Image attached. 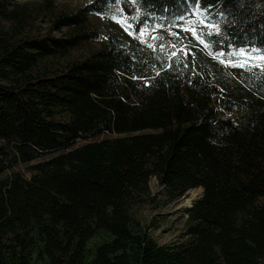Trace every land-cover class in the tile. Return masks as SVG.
Masks as SVG:
<instances>
[{
  "label": "trees",
  "instance_id": "1",
  "mask_svg": "<svg viewBox=\"0 0 264 264\" xmlns=\"http://www.w3.org/2000/svg\"><path fill=\"white\" fill-rule=\"evenodd\" d=\"M121 1L93 0L83 15L79 8L60 16L69 19L66 40L11 41L29 22L24 15L0 24V142L24 161L41 160L28 177L0 179V264L24 251L16 222L47 234L44 250L54 260L62 246L71 249L70 264H86L96 227L112 239L93 264H264V0H123L117 17L135 38L153 35L157 56L119 38L116 27L100 32L88 17H113ZM198 4L209 24L176 34L187 7ZM7 5L0 0V12ZM91 40L104 42L75 58ZM62 57L65 73L34 72ZM59 108L74 118L51 120ZM1 155L8 159H0V174L14 157L2 145ZM153 177L170 199L203 189L186 210L181 243L160 245L133 216L151 198ZM49 206L59 226L42 220ZM10 233L19 248L8 244Z\"/></svg>",
  "mask_w": 264,
  "mask_h": 264
},
{
  "label": "rangeland",
  "instance_id": "2",
  "mask_svg": "<svg viewBox=\"0 0 264 264\" xmlns=\"http://www.w3.org/2000/svg\"><path fill=\"white\" fill-rule=\"evenodd\" d=\"M32 2V3H30ZM93 0H4V3L8 6L7 10H2L0 12V24H3L5 27H9L14 19H9L10 16H19L24 15L20 18L26 19L29 22L20 23L18 27H15L12 31L14 33V37H11V41H14L17 38H20L22 35H28L32 39L36 38H51L57 40H66L70 36V29L65 27L69 19L62 18L58 20V18L62 15L69 14L71 12H75L80 8L81 14H85V6L92 3ZM28 3V4H27ZM126 7V3L122 0L119 3L118 9L119 13H114L113 17L108 16L107 14H99L97 12H93L97 15H88L90 17L91 22L98 26L100 32H105L110 27H116L119 31L118 37L122 39H129L130 43L134 46H141V48L145 51L147 50H155L157 46L152 42L153 35H149L151 39L148 41V38H144L138 35V37H134L132 32L126 28V20L124 18L117 17L119 14H122ZM15 8V9H14ZM19 12V13H18ZM129 15V13H125ZM11 17V18H12ZM58 20V21H57ZM124 21L121 23L120 21ZM203 21V23H202ZM16 22V21H14ZM70 23V22H69ZM204 24H209L207 19L202 15L201 12V4L195 8V10H191L187 7V16H185V20L178 25L176 34H182L184 29H188V32H193L194 27L203 26ZM132 28V26H131ZM129 31H128V30ZM155 30V29H154ZM174 33V34H175ZM175 34V35H176ZM16 37V38H15ZM140 37V38H139ZM49 39L50 45L54 46L53 42ZM104 42V41H103ZM100 41H85L78 47V49L74 52L75 58L82 59L88 56L94 49L99 48L101 46ZM155 48V49H153ZM121 49V48H120ZM129 51V50H127ZM151 54L157 56L161 53L159 51H154ZM123 52V51H122ZM123 54V53H122ZM69 58H54L50 59L47 65L44 67H40L44 60L39 63L34 69V72L41 71L44 74H54L58 72L65 73L67 69L68 62L66 61ZM144 60V59H142ZM141 59L132 58V63L142 64ZM145 62V60H144ZM59 73V74H62ZM1 82H5L1 80ZM132 86V85H131ZM128 87V86H127ZM49 90V89H48ZM51 91L54 90L51 88ZM150 107V106H149ZM152 107V106H151ZM150 107V108H151ZM152 109V108H151ZM220 111L226 117H234L233 114L225 112L222 108ZM55 116L50 117L51 120L57 121H69L74 118V115L67 114L63 109H55ZM49 118V117H48ZM49 118V119H50ZM145 132H156L154 129H148ZM109 136H116V134H109ZM8 144V142H7ZM0 145L5 149L9 150L12 156V159L6 162V169L0 174V179L3 176H9L14 172H18L24 176H30L33 172H35V165L39 163L41 160L32 159L24 161L21 158L22 154L19 153L18 150L7 145H3L0 142ZM74 146H78V143L69 144L65 148L63 147L61 150L68 151ZM7 153V152H5ZM57 152H53L48 154V156H52ZM21 154V155H20ZM8 159L7 157L0 156V159ZM151 198L143 203L137 204L133 208V216L136 221H138L143 229H145L160 245L163 244H171V243H181L185 241L188 236L186 235L189 215L186 210L187 207H183V205L191 199H194L191 204H194L197 200H199L203 196V189L195 188V190H189L185 196L179 199H170L166 194L165 189L160 185L158 179L156 177L151 178L149 183ZM200 188V187H199ZM44 203V202H42ZM44 210H47V214L42 215V220L47 219L48 222H51L52 218H54L56 223L60 220V215L58 212L49 207H42ZM53 212V213H51ZM61 221V220H60ZM59 226V223H56ZM20 224L17 222L14 225V228H17V233L19 234L20 242L24 247V251L19 254V256L14 257L12 260V264H70V254L71 249L67 246H62V251L64 254L60 257V259L54 260L48 251H45L44 248L47 246L48 235L41 233L39 228L30 230L31 232L25 233L24 230H20ZM40 231V232H39ZM41 233V234H40ZM93 236L89 239L87 243V262L86 264H93L98 249L105 243L111 241L112 237L110 234L101 227H96L93 232ZM9 234L8 244L16 245L17 242L12 240L11 235ZM43 237V240H38V237ZM8 237V236H7ZM26 237V238H25ZM32 237L37 240L38 245L29 244L28 240ZM53 239L55 237L52 235ZM26 240V241H25ZM61 240V238H60ZM56 242L61 243L59 240ZM66 245V244H64ZM11 248V245H7ZM60 248V247H59ZM21 249V248H20ZM18 249V250H20ZM53 253V249L50 250ZM17 252L16 250H12L11 253ZM7 253V252H6ZM57 253V252H56ZM54 252L53 254L56 255ZM9 255V254H8ZM54 255V256H55ZM58 258V255L56 256ZM20 259L24 261H20ZM73 264V263H72Z\"/></svg>",
  "mask_w": 264,
  "mask_h": 264
},
{
  "label": "snow or ice",
  "instance_id": "3",
  "mask_svg": "<svg viewBox=\"0 0 264 264\" xmlns=\"http://www.w3.org/2000/svg\"><path fill=\"white\" fill-rule=\"evenodd\" d=\"M121 23H123L124 21L122 20V21H120ZM202 23H203V21H202ZM209 27H215V25H209ZM192 31H195L194 29L192 30ZM197 39L199 40V39H201L200 38V36H199V34H197ZM240 67H243V64H241V65H239Z\"/></svg>",
  "mask_w": 264,
  "mask_h": 264
},
{
  "label": "bare ground",
  "instance_id": "4",
  "mask_svg": "<svg viewBox=\"0 0 264 264\" xmlns=\"http://www.w3.org/2000/svg\"><path fill=\"white\" fill-rule=\"evenodd\" d=\"M193 200H194V199L188 200V201L183 205V207H188L189 205H192L191 203H192Z\"/></svg>",
  "mask_w": 264,
  "mask_h": 264
},
{
  "label": "water",
  "instance_id": "5",
  "mask_svg": "<svg viewBox=\"0 0 264 264\" xmlns=\"http://www.w3.org/2000/svg\"><path fill=\"white\" fill-rule=\"evenodd\" d=\"M193 206V204L192 205H189L187 208H191Z\"/></svg>",
  "mask_w": 264,
  "mask_h": 264
}]
</instances>
